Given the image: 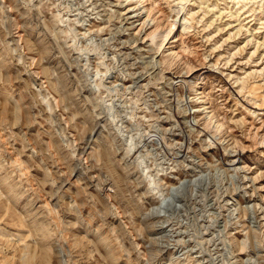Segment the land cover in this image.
<instances>
[{
	"label": "rangeland",
	"instance_id": "374dc122",
	"mask_svg": "<svg viewBox=\"0 0 264 264\" xmlns=\"http://www.w3.org/2000/svg\"><path fill=\"white\" fill-rule=\"evenodd\" d=\"M0 264H264V0H0Z\"/></svg>",
	"mask_w": 264,
	"mask_h": 264
},
{
	"label": "bare ground",
	"instance_id": "6f19581e",
	"mask_svg": "<svg viewBox=\"0 0 264 264\" xmlns=\"http://www.w3.org/2000/svg\"><path fill=\"white\" fill-rule=\"evenodd\" d=\"M174 24H171L168 26V28L166 29V31L164 33L158 34V35H154L151 37L150 41L151 43L155 46V48L157 50L161 49L164 45V42L166 41V39L172 34L173 29H174ZM221 124V123H220ZM216 130L220 129V125L218 124L215 127Z\"/></svg>",
	"mask_w": 264,
	"mask_h": 264
}]
</instances>
